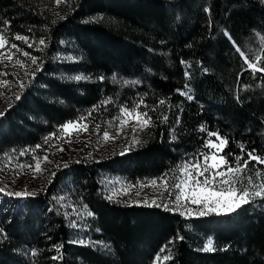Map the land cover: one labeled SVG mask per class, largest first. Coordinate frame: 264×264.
Masks as SVG:
<instances>
[{
  "label": "trees",
  "instance_id": "1",
  "mask_svg": "<svg viewBox=\"0 0 264 264\" xmlns=\"http://www.w3.org/2000/svg\"><path fill=\"white\" fill-rule=\"evenodd\" d=\"M54 1L0 0V27L10 21L9 37L18 33L46 42L36 51L42 70L0 118V156L35 150L60 125L94 107L89 121L102 125L121 105L142 99L149 107L141 111L149 112L155 126L123 154L57 169L33 197L0 194V227L7 233L0 238V264H153L177 234L184 239L169 245L173 259L164 264H264V201L228 217H182L163 207L109 200L101 187L103 175L135 183L173 174L176 165L205 150L207 131L228 138L221 154H239L237 145L243 144L245 159L251 149L264 157V73L243 71L238 79L241 60L225 36L227 31L255 52V32H264V3L66 0L56 12ZM62 53L71 59H57ZM261 55L258 66L264 67ZM77 75L84 79H71ZM185 85L192 100L177 92ZM108 98L113 102L101 106ZM160 99L166 105L152 112ZM161 113L167 122L157 120ZM55 196L94 215L83 217L82 227L72 226ZM209 238L216 251H201ZM57 255L62 258L53 260Z\"/></svg>",
  "mask_w": 264,
  "mask_h": 264
},
{
  "label": "snow or ice",
  "instance_id": "2",
  "mask_svg": "<svg viewBox=\"0 0 264 264\" xmlns=\"http://www.w3.org/2000/svg\"><path fill=\"white\" fill-rule=\"evenodd\" d=\"M62 2H66V0H55L57 6ZM261 3H264V0H261ZM205 11L208 16L211 17V9L207 8ZM2 23L3 27H0V65L7 67L8 65L5 61L8 63H13L14 61L13 67L18 66L20 69H24L25 76L35 78L36 72L42 70L38 63L39 57L25 51L20 45L15 43V41L23 42L29 49L33 48L37 42L34 40L30 42V37L18 33L9 37L7 29L10 28V21H3ZM208 26L209 29H211L212 24L210 19ZM225 36L228 38L234 51L241 60V73L237 74L238 79L243 71H250L253 77H255L257 72L264 73V67L258 66L262 58L261 54L264 53V32H255V40L258 41L257 50L255 52L242 48L227 31L225 32ZM38 44L46 47L44 39H40ZM190 46L191 45H189V47ZM13 49H15V52L12 51ZM36 50L42 51L40 48ZM17 53L26 57L32 65H36L35 69L29 72L25 61L17 58ZM180 63L187 67H191L187 61L181 60ZM184 74L186 77H190V73L185 72ZM7 75V72H0V77H6ZM71 79L79 81L84 79V77L77 75L71 77ZM261 79H264V76H262ZM101 80H103V77H101ZM25 86V83L21 80L19 82L20 89L23 90ZM0 87L10 88L11 82L0 79ZM177 92L181 96H185L187 100L193 99V96L189 94L190 89L188 85H185L183 90L177 89ZM20 98V95L15 96L16 100ZM112 102L111 98L105 99L101 102V106L106 108L107 105ZM166 103V100L160 99L157 105L153 106L150 110L156 112L160 106H164ZM148 107L149 106L145 104L142 99L138 100L131 107L121 105L119 113L114 115L111 121H103L106 127L102 133V139L104 141L115 139L123 133L124 128L130 123L135 124V127L132 128L133 133H135L137 129L143 131L145 128L154 127L155 122L152 116L149 115V112L141 111V108L147 109ZM97 110V107H94L92 112H89L87 115H82L74 121H68L60 125L57 132L51 133L45 138V143L51 139L60 140L65 138V136L71 137L73 132H88L90 126L89 118L92 116L93 112ZM4 115H6V112H0V118ZM176 119L178 122L179 117H176ZM157 120L167 122L168 115L166 113H161L160 116L157 117ZM92 128L97 136H101V122H93ZM200 131L205 132L206 130L204 127H201ZM206 135L207 139L204 141L202 148L207 149V151L194 153L191 157L176 165V168L173 170L175 174L173 183H169L170 176L167 172L161 174L157 179L149 181V183L154 186L157 185L158 182L164 185L163 191L167 193L170 198V204H156L155 200H153L148 206L154 205L156 207H163L167 211H178L179 215L182 217H190L193 214L197 217H207L210 215L215 217H228L237 213L240 209L244 208L245 205H251L257 200L264 201V169L259 167V165H264V157L256 154V149H251L247 151V158L245 159V147L243 144L237 145L240 149L239 154L233 152L221 154L223 153L224 147L228 144V138L222 137L219 132L216 131H207ZM213 137L216 139L213 140ZM134 142L138 141L134 139ZM41 147V145H36V149ZM52 147H56V145H52ZM57 151L63 152L64 149L60 147ZM25 155H31V162L19 163L17 157L9 156L4 167L0 168V172L5 171V169H11L15 172L17 168L23 172V170L27 168L33 173V179H35L37 175H42L45 171V169L42 168V163H52L48 155L38 156L34 149H24L19 153V156ZM229 157H231V159H229ZM13 160L17 161L15 167H13ZM252 161L256 163L249 168V164ZM63 166L65 168L68 167L67 164ZM56 167L59 168L60 165H56ZM51 175L55 176V172H52ZM113 183L119 182L116 181ZM10 186L11 180H9L7 184L0 182V194H5L17 199H28L35 195V193L29 192L27 189L22 191H9L8 189ZM119 191L127 194L126 189L121 188ZM53 199L63 201L65 198L61 196L59 198L53 197ZM108 199L111 200L112 196L110 195ZM192 205L196 207L192 208ZM61 206L70 208L71 212L76 213L77 216L80 215L75 205L62 204ZM69 214L70 213L66 212L65 216ZM87 215L93 216L94 213L88 211ZM72 226H75L74 222H72ZM6 237L7 233L0 227V238ZM183 239L184 237L179 234L169 239L168 243L162 245L157 254L153 257V264H164V262L173 259L169 245L174 244L177 240L182 241ZM57 250L59 251V249ZM166 250L167 254H164ZM201 251H216L211 238L207 240ZM30 254L32 256L37 255L35 250H32ZM61 258V255L52 257L53 260H59Z\"/></svg>",
  "mask_w": 264,
  "mask_h": 264
},
{
  "label": "rangeland",
  "instance_id": "3",
  "mask_svg": "<svg viewBox=\"0 0 264 264\" xmlns=\"http://www.w3.org/2000/svg\"><path fill=\"white\" fill-rule=\"evenodd\" d=\"M52 9L56 12H60L63 9V2L57 6V4L53 3ZM33 41L30 39V42ZM37 43L33 48L29 49L26 45L21 41H15L18 45H20L25 51L30 52L32 55L39 57L38 63L41 67V59L38 53L36 52L37 48H40L42 45ZM15 52V49L12 50ZM17 58L24 60L29 72L35 69L36 65H32L30 61L26 57H23L20 53H17ZM57 59L65 60L71 59V56L66 54H58L56 55ZM15 60V58H14ZM8 65L4 67V65H0V72H7L8 75L6 77H0V79H5L11 82L10 88L0 87V112H4L6 108H8L15 96L19 94L21 91L19 87V82L23 80L25 85H27L33 78L31 76L24 75V69H20L18 66L13 67V63H8ZM37 73V72H36ZM93 122L89 121V130L88 132H73L71 137L65 136V138L56 140L51 139L47 143L45 140L40 145L42 146L39 149H35L36 155L43 156L48 155L49 159L52 163H42V168L45 169L42 175H37V178L33 179V173L29 169H24L21 172L18 168L15 172L11 169H5V171L0 172V182L5 184L11 180V186L9 187V191H22L27 189L29 192L36 193L40 190L45 189V185L50 181L52 172H55L57 169L62 168L63 165L69 164L70 162H77L80 160L85 161H96L102 158L110 156L112 153L117 152H125L129 148L136 146L141 141V132L139 129L135 133L132 132V128L135 127L134 123H130L127 127L124 128L123 133L120 136H117L115 139H109L108 141H104L102 139V133L106 127L105 124L101 125V136H97L92 128ZM48 137V136H47ZM138 141V142H134ZM216 138H213L215 140ZM70 141V142H69ZM52 145H56V147H52ZM62 147L64 149L63 152L57 151L58 148ZM204 151H207L205 149ZM9 156L17 157L19 163H28L31 162V155H25L18 157L14 154L1 155L0 156V168L4 167V164L7 162V158ZM185 160V159H184ZM17 161L13 160V167H15ZM56 165H60L59 168ZM170 179L169 183L174 182L175 174H169ZM158 177L147 178L138 182H129L123 178L114 176V175H103L101 176V187L107 197L112 196V200L120 202V203H139V204H151L153 200H155L156 204H170V198L167 193H165L164 185L159 183L157 185H151L149 181L153 179H157ZM118 181L119 183H113ZM145 185V186H141ZM126 189L127 194L120 192L119 189ZM163 193V194H161ZM57 198L61 196H55ZM65 197V196H64ZM147 202V203H145ZM56 207L61 210L62 213H70L67 217L70 219V223L74 222L76 227H82L80 224L83 217L87 216V209L80 204H75L78 209L80 215L77 216L76 213H72L71 209L68 207H62L61 205H73L67 204L65 199L63 201L55 200ZM171 206V205H170ZM192 208L196 206L192 205ZM178 212V211H177ZM192 216H195L194 214ZM164 254H167L165 251Z\"/></svg>",
  "mask_w": 264,
  "mask_h": 264
}]
</instances>
